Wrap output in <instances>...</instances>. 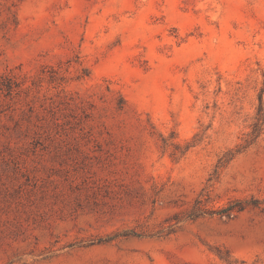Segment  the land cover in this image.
I'll list each match as a JSON object with an SVG mask.
<instances>
[{
    "label": "rangeland",
    "instance_id": "obj_1",
    "mask_svg": "<svg viewBox=\"0 0 264 264\" xmlns=\"http://www.w3.org/2000/svg\"><path fill=\"white\" fill-rule=\"evenodd\" d=\"M0 264H264V0H0Z\"/></svg>",
    "mask_w": 264,
    "mask_h": 264
},
{
    "label": "trees",
    "instance_id": "obj_2",
    "mask_svg": "<svg viewBox=\"0 0 264 264\" xmlns=\"http://www.w3.org/2000/svg\"><path fill=\"white\" fill-rule=\"evenodd\" d=\"M231 211H232V207H227L222 214H225L227 216L230 214Z\"/></svg>",
    "mask_w": 264,
    "mask_h": 264
}]
</instances>
